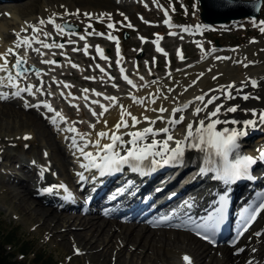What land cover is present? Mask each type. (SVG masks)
Returning a JSON list of instances; mask_svg holds the SVG:
<instances>
[{"label": "rangeland", "instance_id": "rangeland-1", "mask_svg": "<svg viewBox=\"0 0 264 264\" xmlns=\"http://www.w3.org/2000/svg\"><path fill=\"white\" fill-rule=\"evenodd\" d=\"M65 1L71 3L72 9L69 8L66 11L68 13H72V15H62L61 17L56 18L57 22L60 24H64L65 22L70 23L77 29L76 32H78L79 35H85L86 32H84V30L87 29L88 33H93L91 36L98 37L101 40L102 44H91L89 41H87V37L90 35H85V39L80 40L78 35L66 34L63 36L62 40H55L56 38H58V36L56 35L57 33L51 26L48 25L49 23L46 22L47 24L45 23L44 25H40L38 23L35 25L40 29V38L43 39L44 33L49 34V39L45 41L46 43H49L51 45L53 41H55V43L57 44L63 43L65 45L67 42H72L71 44H73V42H77L74 47H78L80 51L74 52V47L71 50H69V48L66 49V47L62 49L57 47H49L46 49L42 46V44L32 43L31 47H28L26 50V52L28 53L27 56L30 57L31 55H34V57L38 59H42L45 57L50 58L51 53H57L63 49V51L66 52L65 54H69L72 56L71 53L81 54L84 50L85 44H87L89 46L87 52H89L87 53L86 57H93V51L96 50L97 47H99L101 50H103L105 56H107L109 59L99 61L98 63H92L83 61L80 57H75L76 62H73L71 64H68L65 61H58V63L61 64V67L56 69L38 68L33 64V62H30V64L28 65L25 63V67L31 66V71L29 72L30 75H28V77L26 76L25 78L16 80L15 83H21L22 87H26L29 82L30 85L34 86L33 92H35L36 88L42 86L44 90V94L42 96L44 97L38 95L39 93H36L35 97L29 96L26 93H22L20 96H13L11 95V92L14 91L13 88L5 86L0 87V93L8 94L7 99H0V106H5L6 102H10L14 105L16 111L21 110V112L25 114H27L28 112H33L35 116L40 118L43 125H45L50 136H52L54 140L59 143L67 164L66 168L63 169V171H66L65 175H63L62 173L57 174L55 171H52L50 169V167L53 166L52 161L49 160L50 150L48 149V147L43 145L44 142L42 140L37 139V136L31 131L28 132V130H26L23 125H14L13 127L11 126L12 130L9 132H5L4 128L2 127H5L6 121L4 118L1 119L0 138L5 136L12 138V143H16V148L9 152H11V155L17 156V158L23 161V163L31 165L35 170L40 167V173L42 169H49V171L45 172L48 177L56 179L59 183H62L67 187H70L72 185V188L76 190V192L73 194V196L75 197V201L76 197L81 200V196L76 194L78 193V187H76L77 185H75V178H77L78 176L74 175L73 171L77 170V166L74 161V155H72L70 142L68 140L69 138H61L58 130L55 129V125L51 122V117L53 116H49V112H47L46 109L26 108L25 102L34 104L39 101H47L51 105L54 114L59 111L61 115H63V118L64 116L66 118L68 117V120L64 118L67 121L64 120L65 123H61L62 126L75 128L76 134L79 130L81 134H87L92 128L90 127V125H94L98 119H101V117H97L100 113L99 104H91L90 101L99 100L100 102L106 104L110 101L102 97L107 96L116 97L117 100H120V98L129 97L128 99L130 101L132 100L130 98V94L133 89L126 82L121 80L119 76L120 68L116 65L117 57L115 54L117 48L122 51L123 62L121 63V67L125 69L124 75H126L127 77L129 76L128 78L133 82L135 81V83H137L139 87H143L151 80L165 82L166 78L174 77L180 71H182V69L185 70L191 68V66L194 67L199 62V60H201L200 57L201 53L203 52H213L214 55L228 53L236 51L243 47L255 46L256 44H258V42L262 44V47H264V33H261L259 30L261 27L260 21H264V0H261L259 15L256 19H242L221 26L212 27L203 25L199 20V8L196 0H154L158 8L155 9L156 12L152 13L148 11V9H141L138 4L135 5L130 0H127L123 5L122 3L124 2V0ZM194 3L197 5V8L195 10L193 9ZM40 4H42L43 6H40ZM53 4L54 0H17L13 2L1 1L0 26L3 27V30L2 39L0 41V54H2L1 51L8 50L14 43L18 42L15 40L14 35L11 33L12 16L9 12L10 10L18 11L20 15L22 14V17L23 15H28V18H31L30 21L38 22L39 18L37 11H39V7L40 9L45 6H48V8L50 9H52V7H57L56 4ZM114 5L116 7H120L122 5V10L119 8H115ZM25 7H29L30 9L27 8L26 10H22ZM74 9L75 12L72 11ZM32 10L34 11L33 14L31 12ZM66 11L60 14H63ZM77 11L79 12L78 15L75 14L77 13ZM163 12L168 15L167 18L169 22L167 25L163 24V20L166 17H161L159 14H164ZM85 13L91 14V18L86 17L84 15ZM109 23H113L115 25V28L108 29L107 24ZM89 24H91L92 27H87ZM129 24L131 25V27L126 26ZM197 25L201 26L198 30L196 27ZM172 26H174V28L176 29L175 35H170L169 28H171ZM185 29H187V31H185ZM96 33H102L103 35H96ZM123 33L126 35V38L124 40L121 38ZM109 34L114 36L116 39H109ZM28 36L29 38L32 37V35L29 34ZM50 40H52L51 43L48 42ZM214 40H216L217 46L214 45ZM155 43L159 45L158 47L160 49L162 48V51L157 52L156 47L154 46ZM23 49L24 46H21L19 48V50ZM33 49H38L39 51H34ZM41 53L43 55L39 56L38 54ZM249 53L251 54L252 51H250ZM55 56H59V54H56ZM181 57H183V59ZM258 57V52L256 51L253 54V58ZM219 62H215L216 64H213V68H215L216 66L218 67L225 65H221V61ZM135 63H137L138 65L136 70H134ZM72 64H75L76 66H78V68L72 67ZM234 64L235 66H239L240 63ZM96 65H100V67L106 69L108 73L106 78H103L100 73H95V71L98 70ZM9 69L11 71V67H9ZM218 70L219 69L216 68V71ZM225 70L226 69L224 67L222 71ZM229 71H232V74H234L235 72L233 69H229ZM37 72H39V75H37ZM169 73H171V77H169ZM1 74L2 73H0V75ZM77 76L78 78L76 79ZM109 76H111L113 79H109ZM85 77H93L94 79H85ZM140 77L147 78L143 83H141ZM39 81L40 84H38V86L36 84ZM81 81H85V84H82ZM41 82H43V84H41ZM63 84H67L68 87L72 89L74 93L72 95V98L70 97V99H66V95H64V93L63 96L57 93V90L62 91L61 87ZM160 86H164V84L162 83L160 84ZM83 89H89V92L84 93L82 91ZM92 90L101 93V96L97 97ZM45 92L47 94V97H45ZM48 93H51V95H48ZM85 94L88 96L87 102L84 100ZM166 95L169 94L166 93ZM73 97H79V99H73ZM86 103L87 107L85 106ZM93 111L97 113L96 116L92 115L91 112ZM100 125L102 126V122L99 124H95L94 132H98L100 130ZM249 132H253L249 135L252 141V145L243 150L247 152H251L254 150V147H256V143H254V140L262 134L261 131L251 129L249 130ZM25 133L28 135H24ZM25 136H28L31 139L29 138L26 140L24 139ZM38 158L41 161H39ZM9 164L10 162H8L7 160H0V178H12L11 176L13 174V168L10 167ZM14 171L19 175L22 174L18 170ZM36 173H38L37 170ZM52 173H55V175H52ZM53 185H58V183H54ZM80 200L78 202H80ZM16 203V199L12 200L11 198H9L7 196L6 189L1 187L0 236L8 235L9 237H11L9 244H6L5 242L3 250L5 254L11 255L15 262H17L18 264H39L41 261L48 262L49 264H102V260L100 258L95 262L90 260L85 250L69 247L68 238L72 237L69 234H73V232H80L81 229L79 227H72L70 229L71 233L67 231L65 233V236L67 235L65 240L62 241L60 239H57L55 241H51V239L49 240L46 237L48 231H46V229H43L42 231L37 230V224L35 222L28 221L23 214H20L18 208H15ZM87 209H89V207H87ZM77 211L78 213L73 210H65L64 213L79 214V210ZM61 215L65 216L64 214ZM111 219H116V221L123 224L137 225V223H134L133 221H125L119 218H110V220ZM263 222L264 211L261 213L259 219L253 227L258 226ZM118 227L119 225H117V227L116 225L114 226V235L116 233H119ZM138 230L140 229L138 228ZM150 230L167 231L166 233H168V236L170 235V239H167L166 235H164L162 241L165 240V243L164 245L162 243V247L157 252L159 254H167L169 251V254L167 255H170L171 257H166L171 261L168 264L179 261L180 258H177L178 254H176L174 251L178 249L179 254L180 252L183 253L182 249H185L184 242L186 239V237L183 236L188 234L186 233V230H176L174 227L165 226L151 227ZM56 231L58 232V230ZM168 231H172L173 233H169ZM175 232L182 233V235L179 236L180 242H176L177 244H175V238L177 237V235H175ZM59 233H62V231H60ZM253 236L255 238L259 237L255 234H253ZM118 238L119 237L116 236L113 238V243L115 244V246L117 245L116 247H114L116 248L115 250L120 248L121 245V240L120 238ZM92 241L93 240L91 239V242ZM63 242L66 245L65 248L61 246ZM198 244H200L199 241ZM160 246L161 244L158 247ZM101 247L102 246L97 247V249L99 248L98 250H100ZM132 248L133 247L130 245L126 246V251L122 253L123 255L121 254L122 258L120 259L121 261L123 260V262H121L120 264H163L162 259L159 258L158 261L154 258V256H150L148 254V247L144 249L143 252H141L139 255L137 254V256L133 258L132 263L128 262L129 253H131ZM208 249L211 250L212 254H210V258L214 254H216L217 256L219 255L217 250H220V248ZM115 250L111 251V256L108 259L109 264L115 263ZM130 257L132 256L130 255ZM124 258H126L127 260ZM234 262L236 263V261Z\"/></svg>", "mask_w": 264, "mask_h": 264}, {"label": "bare ground", "instance_id": "bare-ground-1", "mask_svg": "<svg viewBox=\"0 0 264 264\" xmlns=\"http://www.w3.org/2000/svg\"><path fill=\"white\" fill-rule=\"evenodd\" d=\"M1 1L13 2V1H17V0H0V2ZM45 1H47V0H45ZM126 1L127 0H124L122 5ZM130 1L135 5L138 4L141 9H148V11H150L151 13L156 12L155 9L158 8L157 4L154 2V0H136V1L130 0ZM49 3H51V2H49ZM54 4H56L57 7H54V8L52 7V9L48 8V6H45L42 9H40V7H39V11H37L39 20L41 18H44L47 21V18L53 16V14H55V13H62L69 8L72 9L71 3H69L68 1H65V0H54ZM122 5L120 7H116L114 5V7L122 10ZM40 6H43V5L40 4ZM61 6H63V7H61ZM27 8H29V7H25L22 10H26ZM72 11L75 12V9ZM9 12L12 16V20H11L12 31H11V33L14 35L15 40L18 41L16 33H19L21 37H29L28 34L33 36L31 28H28L27 32H23L22 29L25 28L26 25L38 24L39 21L38 22L37 21L32 22V21H30L31 18H28V15H23V17H22L21 16L22 14L20 15V13L18 11L10 10ZM21 12H23V11H21ZM31 12L33 14L34 11L32 10ZM163 13L164 14H161V13H159V14L161 17L162 16L166 17L163 20V22H164L163 24L167 25L169 22V20L167 18L168 15L165 12H163ZM146 20H147V18H146ZM165 21H167V23H165ZM55 23L60 24L57 22V20H55ZM48 25L51 26L54 29V31L57 33L56 35L58 36V38H56L55 40H62L63 36L67 34V33H64V34L60 33L58 30H56L54 28L53 24H51V23H49ZM2 30H3V27L0 26V41L2 39ZM175 31H176V29L174 28V26L169 28L170 33H175ZM84 32L88 33V30L86 29V30H84ZM112 32H114V31H112ZM69 35H71V34H69ZM170 35H172V34H170ZM52 40H50L48 42L51 43ZM87 41H89L91 44H99V45L102 44L101 40L98 37H94L91 35L87 37ZM71 43L67 42L64 47H66V49L69 48V50H71L77 42H75V43L73 42V44H71ZM158 43H159V41H158ZM15 44L16 43H14L10 48H14ZM154 46L157 49V47L159 45L157 43H155ZM63 50H60L57 53H55V52L51 53L50 58L45 57L42 59H38V58L34 57V55H31L30 57H28L27 56L28 53L26 52L25 47L23 50H19V48L15 49V51L19 54V56L24 60V62L27 65L30 64V62H33V64L36 65L38 68H43V69L44 68L56 69V68L61 67L60 66L61 64H59V63H57V64H46V63L42 62V61H46V60H55L57 62L58 61L59 62L65 61L68 64L76 62L75 57H80L81 60L87 61V62H92V63H98L99 61H104V60L100 59L96 50L93 51L94 55L91 58L86 57L84 50L81 54L71 53L72 56L69 54H65L66 52ZM6 51L7 50L1 51V52H2V54H4V53H6ZM250 51H252L251 54L249 53ZM256 51L258 52L259 57L253 58V54ZM56 54H59V56H55ZM115 54H116V57L118 59L117 50H116ZM206 54H207V58H205ZM38 55L41 56V54H38ZM215 56L231 57L232 59L222 60L221 65L225 64L224 66H218V67L214 66L215 68H213V64L217 63V61L214 60ZM15 59H16L15 56H12V55L8 56V61H9L8 67H11L12 63L15 62ZM200 59L201 60H199V62L194 67L191 66V68H188L185 70L182 69V71H180L174 77L166 78L165 82L159 81V83H157V84H152L151 82L153 80H151L149 83L146 84V85H150L148 87H145V86L139 87L138 84L135 83V81L133 82V84L136 85V87H133L132 85H129L126 80H124L122 78L121 72H119V76H120L121 80L126 82L133 89V91L130 94V98H131V96H135L138 98L148 97L149 93L155 94L157 92V89H159V90L162 89V90H160V92H162L163 94L166 95V93H168V88H174L175 92L171 93V94L168 93V94L170 97L172 95H175L177 97V102H173L171 99L162 100L163 99L162 97H158L156 99V103L147 105V107H150V108H159L160 106H164L165 108L168 109V111L164 113L165 117H168L171 115V109L172 108L180 107L182 104H185V103H188L189 101H192L196 95H200L202 93H208V96L220 95V93H218V92L209 93L208 90L209 89H216L219 85H227V84L232 83V82H235L237 87H239L241 85V82L246 81L248 78H252V79L256 80L257 82H259V86L256 88L247 87L244 89V92L260 97L259 100L249 99V100L245 101V100L240 99V98H236L233 100H224V98L221 96V99L216 101V103L217 104L223 103L225 105V107L232 106V105H239L241 109H245V108L246 109H253V108H255L258 112L260 110H264V47H262L261 43L258 42V44H256L255 46L243 47V48L238 49L236 51H232V52H228V53H222V54H216V55H214L213 52H209V53L203 52V53H201ZM234 61H241V63L239 64V66H235ZM122 62H123L122 51H120V49H119V65L117 64V62H116V65L119 68H121ZM0 63H3V61L0 60ZM244 64H248L249 66L245 67ZM137 67H138V65H137V63H135L134 64V70H136ZM224 67L226 70L222 71V69ZM28 68L31 69V66H28ZM76 68H78V66ZM216 68H218L219 70L216 71ZM209 69H211V71H209ZM229 69L230 70L233 69L235 71L234 74H232L231 73L232 71L230 72ZM29 72H28V74H25V77L26 76L28 77V75H30ZM95 73H100L103 78H106L108 75L106 69H105V73H107V75L105 73L100 72L99 68L97 71H95ZM200 73L204 74L203 77H201L197 81V84L194 85V87L188 88V90L185 92L184 88L187 85L191 84L193 80H196L198 74H200ZM124 74H125V72H124ZM1 75H5V74L2 73ZM74 76H76V75H74ZM213 76H217L218 79L214 80L212 78ZM77 78H78V76L76 77V79ZM146 78L144 77L143 80H140L141 83H143ZM87 82H89V81H87ZM176 82H179V83L177 84ZM81 83L85 84V81H81ZM162 83L164 84V86H160V84H162ZM17 84L19 85V87H22L21 83H17ZM38 84H40V81L36 85H38ZM28 85H30L29 82H28L27 86ZM5 87H9L7 81H5ZM163 88H165V89H163ZM61 89H62V91L57 90V93L59 95H61V93L63 92L64 95H66V97H65L66 99H70V97L72 98V95L74 93H73L72 89H70V87H64V84H63ZM69 93H71V95H69ZM180 93H183V94L180 95ZM45 94H46V92H45ZM38 95H40L41 97H44L41 94H38ZM45 97H47V94L45 95ZM102 98H104V97H102ZM128 98L129 97L120 98V100H117V103L115 106H113L111 101L107 102L106 104L100 102L101 104H104L105 106L108 107V111L99 120L100 121L99 123L102 122V126L100 125L101 128L99 131H110L120 121V119H121L120 105H124L127 108V110L129 112H131L132 115H135L138 119L142 120L143 116H148L152 119H155V116L157 115V113H154L151 111H145V106L134 104V103H132V100L130 101ZM206 99H207V96H206ZM45 102H47V101H45ZM199 103L200 102H196V104L192 105L189 109L185 110L182 113L185 117V121L183 124L176 125V128L173 130L172 134L174 135L175 138H177V139L183 138V134L186 131L187 123L189 121H194V120L199 119L198 117H193L191 114L192 111L194 110L195 106L198 105ZM214 107H215V105H210L209 110H212ZM15 109L16 108L14 107V105L10 102L9 103L6 102L5 106H0V110H1L0 111V120L4 118L6 121L5 127H2V128H4L5 132L11 131L12 130L11 126L13 127L14 125H18V126L23 125V127L26 130H28V132L31 131L32 133H34L37 136V139L42 140L44 142L43 145L48 147V149L50 150L49 160H51L53 163V166H51L50 169L52 171H55L57 174L62 173L63 175H65L66 171L65 170L63 171V169L66 168L67 164H66V161L64 159L65 157H64L62 148L59 146V143L57 141H55L52 136H50L45 125H43L40 118L35 116L33 112H28V113L26 112L27 114H25V113L21 112V110L16 111ZM101 110L102 109L100 108L99 112H101ZM50 115L54 116L55 114H54V112L53 113L49 112V116ZM180 115H181V113H177L176 118L179 119ZM201 115H203V114H201ZM62 117H63V115H62ZM97 117H99V116H97ZM232 117L236 118L237 120H244V119L251 118V115H250V113L246 115L243 111H238L236 113H229L227 116V118H232ZM64 118H66V117L64 116ZM222 118H224V117H222ZM66 119L68 120V117ZM125 119H127L128 123L131 125L130 117L125 116ZM16 120H17V122H16ZM67 120H65V121H67ZM105 120L107 121V127L104 124ZM99 123L96 122L95 124H99ZM54 125H55V129L58 130V133L61 136V138L64 137L66 139V138H69L73 135L72 133L64 132L62 129H64L65 126H62L61 123H59V125H56V124H54ZM147 126H148V124L145 122V123L138 124L136 126V128H143V127H147ZM155 127L156 128L163 127V124L161 122L157 121V124L155 125ZM218 127L222 128L223 125H220ZM128 130H135V129H122V131H128ZM255 130L262 132V134L254 140V143H256V145H255L256 147H254V150L252 152L244 151V154L250 155L253 157L258 155V152H257L258 149H264V126H261L260 128L255 129ZM95 133L96 132H94V129L91 128V130L87 133V134H89L88 138L93 139V140L96 139ZM251 133H253V132L248 131V135L240 141L242 152H243V150L247 149L249 146L252 145V141L249 137V135ZM24 135H28V134L25 133ZM83 135L84 134H81V132L79 130L78 133L76 134L77 139L79 140L80 137ZM159 138H162V137H158V139ZM11 139L12 138H10L8 136L0 138V140H1V142H0V160L2 159L3 161L7 160L8 162H10L9 166L13 168L12 173L15 175L12 174V176H11L12 178L8 177V179H6L5 177H4L5 179L0 178V188L2 187V188L6 189L7 196L9 198H11L12 200L16 199L17 203L15 204L16 205L15 208L17 207L20 214H23L28 221L35 222L37 224V230L42 231L43 229H46V231H48L46 234V237L49 240L51 239V241H55L57 239H60L63 241L66 239L67 235L65 236V233L67 231L70 232V229L72 227H79L81 229L80 232H77V233L73 232V234H69L73 238L68 236L69 237L68 238V245H69V247H73L74 249L85 250L86 254L89 256V259L94 261V262L100 258L102 260V262H101L102 264H109L108 259L111 256V253H112L111 251L115 250L116 248H114V247L117 246V245L115 246V244L113 243V238L116 236V237L120 238L121 245H120V248H118L114 252V257H115V263L114 264H120L121 262H123V260L121 261L120 258H122L121 254L124 251H126L125 248L127 245H130L133 247L131 250V253H129V261L128 262L132 263L133 258L136 257L137 254L139 255L141 252H143L144 249H146L148 247V249H149L148 254L150 256H154V258L157 260L160 258V259H162L163 264H168L171 261L170 259H168L171 256L169 255L170 256L169 257L167 255V254H169V251L167 254L166 253L159 254L157 251H159V249L162 247V243H163V245L165 243L164 242L165 240L162 241L163 236L166 235V238L168 239L170 235L168 236V233H166L167 231H156V230L152 231V230H150V228L148 226L149 225L150 226H152V225L158 226V225L169 224L170 222H173L178 226L177 228L185 229V230L190 232L189 227H186V224L189 222V219H188L189 216L190 215H194V216L200 215V207L199 206H201L202 204L199 203L198 204L199 206H197L198 199L200 197V194H198L197 198L194 199L193 202L191 203L187 214L184 216H173V217H169V216H165V215L153 216V217L151 216L150 221H152V219H155L154 220L155 222H149V223L147 221H144V220L143 221L133 220V222L137 223V225H135V224H123V223L116 221V219L110 220V217H106L108 214L104 209H106L108 206H112L115 204H112V202L109 200L105 201L103 198H101V196L103 195L102 193L100 194V192H99L101 190V187H98L95 190L93 189V191L89 190L90 196L86 195L87 190L85 191V187L83 186L82 182L80 181L79 175H78V173H81L84 171L80 166L82 163V160L79 159V153L72 146V144H71L72 142L70 139H68V140L70 142L72 155H74V161H75L76 166H77V170L73 171V174L78 176V177L76 176L77 178H75L76 183L79 184V185L77 184L76 187H78V189H79V187L82 186L81 191H79V193L81 195H83L81 199H82L84 205H87L93 209H96V211L92 212V211L86 210L85 213H83L84 215L82 213L66 214V213H64V211L68 209L67 207H61V209L57 210L56 207H53V204L57 203V205H58V203H59V202H57L55 197H57V196L65 197L69 193L71 194V197H72L71 199L73 200L74 196H73L72 192H74V191L70 190V188L73 189L72 185L70 187H67L66 185H64L65 189L67 191L59 190V191H55L53 194L42 193L40 191L42 188L47 187L49 185H53L54 183H58V185L62 184V183H59L56 179L48 177L47 174H45V173H44V176L41 177V175H40V169L41 168L40 167L38 169H36L38 172V173H36V170L31 165H27V164L23 163V161H21L19 158H17V156L11 155L10 154L11 152H9V151L16 148V143H12ZM125 139H128V137H125ZM108 142H109L108 140H102L101 141L102 144L108 143ZM8 143H9V145H8ZM171 146H174V144ZM86 151H94V149L89 147L88 149H86ZM47 159H48V156H47ZM39 161H41V160L39 159ZM188 163H191L190 165H192V167L189 170H187V168H189V167L185 166ZM258 163H260V162H258ZM258 163H257V165L260 166ZM195 164H197L198 166H202L204 164L203 154L199 153L196 150H191V151L187 152L185 160L181 166H176V167L165 166V167L158 168L154 173L150 172L153 175L157 171H160V173L157 174L158 175L157 177H154L151 179L152 180L151 183H147L146 196L148 199H147L146 203H144L142 201L143 197L139 194V195L134 196V198L131 200L130 204L124 206V208H126L127 211H129L130 213H127L124 211H115L112 213L119 214L120 216H118V218H124L127 215L137 214V213L133 212L134 210H138L139 213L142 211L146 212V210L148 208L153 207V200H154L151 197H149V194H150L149 188L155 189L156 188L155 186L161 185L160 180H162L165 177H171L178 169L184 167L182 176L176 181H175V177H172V179L170 181V183H172V184L169 186L168 189H174L175 186H177L178 182L182 178H184V176H186L189 172H191L192 169H193L192 171H194V168L196 166ZM263 164H264V162H263ZM193 165H195V166H193ZM14 170H18L22 174L19 175ZM85 175L89 177L87 180H85V182H84L85 185L87 183L89 185H91V184H96V183L100 182L99 180L91 179V176L93 175V173H87L86 172ZM197 186L198 185H195L194 187H197ZM245 192H248V191L245 190ZM143 194H145V193H143ZM86 197H89V198H86ZM115 209H117V208H115ZM61 214H64L65 216H63ZM87 215H92V216H87ZM137 216L134 218L139 219ZM140 223H142L143 225H141ZM115 225H116V227H117V225H119V227H118L119 233L118 234L116 233L114 235L113 232H114V226ZM62 228H63V230H62ZM138 228L140 230H138ZM256 228H258V229H256ZM56 230H58V232ZM60 231H62V233H59ZM168 232L173 233L172 231H168ZM256 233H261V235H259L258 238H255L253 236V234H256ZM175 235H177V237L175 238V244H177L176 242H180L179 236H181L182 233L175 232ZM64 236H65V238H64ZM183 237H186L185 242H184L186 250L182 249L184 254L182 252H180V254H179L178 249L176 251H174L176 254H178L177 258L179 257L180 260L175 262V263H170V264H185V262L183 260V257L185 255L190 257L191 264H247V261L250 258H254L258 262V264H264V222L262 224L256 226V227L250 228L248 230V232L245 233L244 235H242L240 237V239L232 247H230V248L222 247L220 250L218 249L217 251H218L219 255L217 256L216 254H214L211 258H210L211 250L208 249L210 247L204 245L203 243L198 244V240H196L194 237H192L189 233L184 235ZM91 239L93 240L92 242H91ZM66 242H67V240H66ZM172 243H174V242H172ZM153 244L155 247L153 246ZM160 244H161V246L158 247ZM61 246L63 248L66 247L64 242L61 244ZM100 246H102V247L100 250H98L99 248L97 249V247H100ZM237 248H244L245 251L241 252L238 255L234 254L236 252ZM253 248L257 249L254 257H253V253L251 251V249H253ZM91 251H93V252H91ZM130 255L132 257H130ZM177 258H176V260H177ZM124 259H126V258H124ZM234 261H236V263Z\"/></svg>", "mask_w": 264, "mask_h": 264}, {"label": "snow or ice", "instance_id": "snow-or-ice-1", "mask_svg": "<svg viewBox=\"0 0 264 264\" xmlns=\"http://www.w3.org/2000/svg\"><path fill=\"white\" fill-rule=\"evenodd\" d=\"M261 0H255V8L260 7ZM228 6H239L237 2H230ZM246 6V5H245ZM63 7V6H61ZM197 5L193 4V9L195 10ZM79 12L77 11V13ZM62 15H72L67 11L63 14L55 13L53 16L48 17L47 21L44 18L39 20L40 25H44L46 22L53 24L54 28L60 33L78 35L80 40L85 39V35H92L93 33H86L85 35H79L76 32L74 26L70 23L65 22L64 24L55 23L56 18L61 17ZM86 17L91 18V14L85 13ZM100 19V18H98ZM167 23V21H165ZM255 23V22H254ZM260 32L264 33V21H260ZM131 27V25H126ZM87 27H92L89 24ZM197 30L201 27L197 25ZM28 28H31L33 36L32 37H21L19 33H16L18 42L15 44L14 48H10L4 54H0V60L3 63H0V73L5 75H0V87L5 86V81L8 82V86L14 88L15 90L11 92L13 96H20L22 93H27L29 96L35 97L36 93L41 95L44 94L43 87H38L33 92V85H28L27 87H19L16 80L25 78L30 69L25 67L24 60L19 56L15 51L16 48L24 46L27 50L28 47H31L32 43L42 44L44 48L57 47L64 48L63 43H53L50 45L46 43L49 39V34L44 33L43 39L39 36L40 29L36 25H26L22 29L23 32H27ZM108 29H114L115 25L113 23L107 24ZM187 31V29H185ZM175 35V33H170ZM96 35H103L102 33H96ZM109 39L115 40L116 38L109 34ZM254 42V41H253ZM88 45L85 44L84 51L87 55ZM34 51H39L38 49H33ZM157 52L162 51L157 47ZM73 51H80L78 47H74ZM97 54L100 59L108 60L109 58L104 55L103 50L99 47L96 49ZM118 59L117 64L119 65V49L117 48ZM179 54V53H178ZM15 56V63L11 65V69L15 71V76H13L12 71L9 70L8 56ZM41 55H43L41 53ZM183 59V57H181ZM207 58V54L205 55ZM231 57L215 56L214 60L222 61L229 60ZM46 64H57L55 60H46L42 61ZM235 63H241V61H234ZM245 67L249 66L244 64ZM72 67H77L75 64H72ZM99 68L100 72L105 73V69L96 65ZM111 67V66H109ZM211 71V69H209ZM122 78L127 81L129 85L136 87L133 84V81L124 75L125 69L120 68ZM107 75V73H105ZM39 75V72H37ZM203 73L198 74L196 80H193L191 84L187 85L184 88L186 92L188 88L197 84V81L203 77ZM171 77V73H169ZM214 80L218 79L217 76L212 77ZM85 79H94L93 77H85ZM109 79H113L109 76ZM143 80V77H140ZM55 82V81H54ZM58 83V82H57ZM152 84H157L159 81L153 80ZM177 84L179 82H176ZM43 84V82H41ZM148 87L150 85H144ZM259 86V82L252 78H248L246 81L241 82V85L237 87L235 82L229 83L227 85H219L216 89H209L208 92H218L220 95H211L208 96V93H202L196 95L192 101L182 104L180 107H174L171 109V115L168 117L164 116V113L168 111L164 106L159 108H150L147 107L149 104L156 103L158 97H162L164 100L171 99L173 102H177V97L172 95H165L157 89L155 94L149 93L148 97H135L132 96L131 99L134 104L145 106V111H151L157 113L155 119H152L148 116H143V119H138L135 115H132L131 112L127 110L124 105H120L121 108V119L120 121L112 128L110 131H99L95 133L96 139L88 138L89 134H84L77 139L76 129L65 127L62 129L66 133H72L73 135L69 137L72 142L73 147L79 153V159L82 160L81 168L84 170L81 173H78L80 181L83 182L89 177L85 173H93L91 179L95 180L97 176L101 179L104 177L112 176L119 174L126 167L133 172L147 175L149 172H155L158 168L165 166H181L185 160L186 154L188 151L196 150L199 153L203 154L204 164L199 169L200 175H211V178L215 181L222 182L225 185L226 190L222 195L218 197V200L214 202L212 211L207 214V218L203 223H196L195 227L197 229V234L201 235L202 238L209 240L211 242L214 234L219 230L220 226L225 220V213L228 206V195L229 190L232 185L235 183L248 180L251 181L254 177L251 175V170L258 162H264V149H258V155L253 157L250 155L243 154L241 150L240 141L248 135V131L255 130L264 126V110L259 112L253 109H241L239 105H232L225 107L223 103L217 104L216 101L221 99V96L224 100H233L236 98L243 99L245 101L249 99L259 100L260 97L251 95L244 92V89L247 87L256 88ZM64 87H68L67 84ZM84 93H88L89 89H83ZM97 97L101 96V93L95 92L92 90ZM174 88H168V93H174ZM183 93H180L182 95ZM51 95V93H48ZM63 96V92L61 93ZM71 95V93H69ZM207 96V99H206ZM7 93H0V99H7ZM73 99H79V97H73ZM112 102L113 106L117 103L116 97L107 96L104 97ZM84 100L88 101V96H84ZM200 102L195 106L192 111L193 117H198L199 119L194 121H189L186 125V131L183 134V138L177 139L172 134L173 130L176 128V125L183 124L185 117L182 114L185 110L189 109L192 105ZM91 104H99L102 109L98 114L99 117H103L108 111V107L104 104H101L99 100L90 101ZM210 105H215L212 110H209ZM87 107V103L85 105ZM26 108H44L47 112H53L51 105L45 101H39L34 104H29L25 102ZM238 111H243L246 115L250 113L251 118L244 120H237L236 118H227L229 113H236ZM181 113L179 119L176 118V114ZM203 114V115H201ZM93 116H96L97 113L92 112ZM125 116L130 117L131 125L128 123V120L125 119ZM224 117V118H222ZM157 121L163 124V127L156 128L155 125ZM53 124L59 125V123L64 122L60 112H56L55 115L51 118ZM99 119L97 123H99ZM147 123V127L136 128L138 124ZM105 126L107 127V121H104ZM223 125L222 128L218 127ZM231 126V127H230ZM93 129L95 125H90ZM122 129H135L122 131ZM111 133V134H110ZM128 137V139H125ZM158 137H162L159 138ZM30 137L25 136L24 139H29ZM102 140H108V143L102 144ZM174 146H171L173 145ZM89 147L93 148L94 151H86ZM123 153V154H122ZM218 158V159H217ZM49 171V169L41 170V177L44 176V173ZM55 175V173H52ZM65 190L63 184L59 185H49L42 188L40 191L45 194H53L55 191ZM71 194H67L65 199H71ZM264 211V202H261L258 207L252 209L245 213L241 218L242 232L239 235H243V232L248 230L251 222L254 221L257 215ZM255 235L259 236L261 233H256ZM233 244L236 241L232 242ZM245 251L244 248H237L234 254H240ZM253 257L257 249H251ZM185 264H191V259L187 255L183 257ZM247 264H258L254 258H250L247 261Z\"/></svg>", "mask_w": 264, "mask_h": 264}, {"label": "water", "instance_id": "water-1", "mask_svg": "<svg viewBox=\"0 0 264 264\" xmlns=\"http://www.w3.org/2000/svg\"><path fill=\"white\" fill-rule=\"evenodd\" d=\"M196 2L200 10V21L208 26H220L241 19H256L260 9L255 8V0H196ZM230 2H237L239 6H228ZM122 38L125 39L124 34ZM214 44L217 46L216 40Z\"/></svg>", "mask_w": 264, "mask_h": 264}, {"label": "trees", "instance_id": "trees-1", "mask_svg": "<svg viewBox=\"0 0 264 264\" xmlns=\"http://www.w3.org/2000/svg\"><path fill=\"white\" fill-rule=\"evenodd\" d=\"M10 238L8 235L0 236V264H18L13 260L11 255L5 254L3 247L10 242ZM39 264H49L48 262L41 261Z\"/></svg>", "mask_w": 264, "mask_h": 264}]
</instances>
